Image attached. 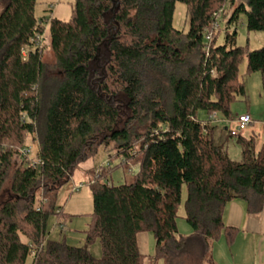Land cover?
Wrapping results in <instances>:
<instances>
[{
  "label": "trees",
  "instance_id": "16d2710c",
  "mask_svg": "<svg viewBox=\"0 0 264 264\" xmlns=\"http://www.w3.org/2000/svg\"><path fill=\"white\" fill-rule=\"evenodd\" d=\"M178 2L187 29L175 23ZM36 6L0 0V264H143L141 232L155 238L156 264H215L212 243L235 232L227 204L264 208V144L231 130L242 148L233 159L209 122L232 119L247 98L245 61L264 95V47L239 46L236 27L244 13L248 32L264 31V0H74L69 20L38 17ZM112 143L108 164L89 176L85 246L49 239L51 216L62 233L72 218L57 204L61 190ZM119 167L124 182L114 184ZM185 186L188 236L177 224Z\"/></svg>",
  "mask_w": 264,
  "mask_h": 264
},
{
  "label": "rangeland",
  "instance_id": "374dc122",
  "mask_svg": "<svg viewBox=\"0 0 264 264\" xmlns=\"http://www.w3.org/2000/svg\"><path fill=\"white\" fill-rule=\"evenodd\" d=\"M74 0H37L36 15L41 17L43 15L53 16L61 20H69L72 14V3ZM231 10V9H229ZM228 11V10H227ZM226 13V12H225ZM229 13V12H228ZM230 15V14H229ZM229 15L222 17L219 21L221 28L225 27L228 22ZM175 23L181 28H188V15L187 7L185 4L178 2L176 4L175 10ZM247 17L246 14H242L237 27L238 40L237 44L239 46H248L249 50H256L264 47V31L258 32H248L247 27ZM49 31L46 32L48 34ZM224 35L220 34L218 38V43H223ZM47 48L50 43L46 42ZM45 60L51 62L53 60L52 54L47 50ZM246 61L241 65V77L245 84L247 90V98L241 99L240 101L232 105V113L234 116L241 115L247 110V108L252 107V115L256 120H262L264 115V95L262 78L260 73L246 74ZM236 118L230 119V123L236 126ZM251 126V125H250ZM249 126V127H250ZM248 127V129H249ZM221 134L215 137V140L219 143L227 142V146L231 157L236 160H241V146L237 143L236 138H230L229 132H226L224 127H219ZM247 130L243 131L246 133ZM32 146V158H36L37 147L32 143H28ZM115 144L112 143L108 147H100L97 154L88 160L82 162L79 167L74 171L73 177L69 184H67L60 192L58 198V205L63 206L65 212L72 215L71 220L67 223L64 232L62 233L61 228L57 224L56 218L51 216L48 221V228L50 231L49 239L60 240L66 239V241L73 246H85V234L84 230L88 228V224L91 221L90 214L93 212V197L91 186L89 184V176L93 170H98L101 166L108 164L111 154L114 152ZM119 162L118 159L111 161L112 165ZM112 182L114 184H122L124 182V171L123 167H119L112 171L111 173ZM84 183L85 186L79 190L73 191V185H79ZM187 199V187L183 188L182 201L178 209V234L188 236L192 233V229L187 222L185 213V202ZM148 246L150 251L147 253H141L143 258V264H156L155 262V246L156 242L152 235ZM139 235V234H138ZM137 235V237H138ZM138 239V238H137ZM92 253L97 257H101V244L97 241L91 247ZM143 252V251H142ZM193 259V258H191ZM190 260V259H189ZM185 259L182 264H196L195 259L192 260ZM25 264H32V257H29ZM157 264H162V261H158Z\"/></svg>",
  "mask_w": 264,
  "mask_h": 264
},
{
  "label": "crops",
  "instance_id": "0c3cea01",
  "mask_svg": "<svg viewBox=\"0 0 264 264\" xmlns=\"http://www.w3.org/2000/svg\"><path fill=\"white\" fill-rule=\"evenodd\" d=\"M246 112L251 114L253 123L245 135L246 137L253 136L257 147L260 148L264 144V115L262 120H256L252 115V107L247 108L243 113ZM237 116L239 115H233L234 118ZM221 126L224 127L226 132L234 128L230 120L221 118V122H219V126L215 131L216 138L218 134H221L219 133L221 130L219 127ZM224 221L235 232L233 238L229 234L223 233L212 243V255L215 264H264V208L259 214H251L248 211L247 202L236 199L227 204ZM149 233L141 232L137 237L140 253L150 251L148 243L151 235ZM147 264H150V262Z\"/></svg>",
  "mask_w": 264,
  "mask_h": 264
},
{
  "label": "built area",
  "instance_id": "2783aa9c",
  "mask_svg": "<svg viewBox=\"0 0 264 264\" xmlns=\"http://www.w3.org/2000/svg\"><path fill=\"white\" fill-rule=\"evenodd\" d=\"M37 39L39 41H42L43 37L39 36L37 37ZM210 123H219L221 122V118L220 116L215 113L214 115H212L209 119ZM253 123V118L251 116L250 113H243L241 115L238 116V118L236 119V126H234V128H232L233 134L234 135H238L240 133H242L243 131L247 130L248 127ZM83 184L80 185H73V191L74 190H79L81 187H83Z\"/></svg>",
  "mask_w": 264,
  "mask_h": 264
}]
</instances>
